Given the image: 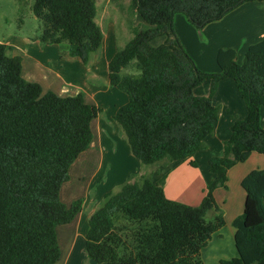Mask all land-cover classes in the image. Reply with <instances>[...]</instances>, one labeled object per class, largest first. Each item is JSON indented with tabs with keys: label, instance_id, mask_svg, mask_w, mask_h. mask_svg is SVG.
<instances>
[{
	"label": "trees",
	"instance_id": "16d2710c",
	"mask_svg": "<svg viewBox=\"0 0 264 264\" xmlns=\"http://www.w3.org/2000/svg\"><path fill=\"white\" fill-rule=\"evenodd\" d=\"M249 2L264 0H129V10L149 29H133L108 69L116 74L133 60L142 67L139 78L119 82L110 75L112 85L135 90L117 123L140 164L183 162L204 149L220 113L211 95H194L205 81L213 94L217 83L231 80L246 113L232 124L222 156L209 160L213 179L198 206L167 199L164 178L126 184L110 196L88 220L84 250L93 264H201L200 252L224 227L214 191L226 189L230 168L252 153L264 155V40L249 46L241 63L235 51H219V72L207 73L184 50L173 21L181 14L202 30ZM32 13L42 24L41 42L65 48L83 64L101 46L95 0H33ZM158 38L163 43L152 46ZM10 51L0 43V264H56V229L82 209L81 200L64 205L60 190L90 145L101 109L81 94H43L22 78V59ZM241 188L244 211L232 222L237 257L218 264H264V170L249 172ZM208 213L213 221L205 220Z\"/></svg>",
	"mask_w": 264,
	"mask_h": 264
},
{
	"label": "crops",
	"instance_id": "0c3cea01",
	"mask_svg": "<svg viewBox=\"0 0 264 264\" xmlns=\"http://www.w3.org/2000/svg\"><path fill=\"white\" fill-rule=\"evenodd\" d=\"M14 1L21 19L25 8H28L32 13L33 0H24L21 3L18 0ZM96 1L101 7V16L95 21L102 32V43L98 51L90 56L87 64H83L78 58L70 57L68 51L61 46L43 44L41 42L42 34L33 39L24 35L9 36L2 43L11 48L9 53L11 56L21 57L22 78L38 84L43 94L51 92L61 98L81 94L88 105L101 109L100 115L91 123L92 141L90 145L78 156L69 169V175L77 173L79 176L85 167L94 165L97 170H102L103 181L106 182L107 188L104 187V182L98 185L99 187L103 185L101 189L104 191L103 196L98 199V203L95 198L96 193L94 196H90V192H88L83 201L81 200V211L68 224L75 226L73 234H76L78 230L77 233L83 236L88 228L89 218L110 196L118 192L124 185L133 182L141 183L144 179L156 182L164 178L163 190L167 199L191 207L198 206L204 196L206 186L213 179L208 166L209 160L222 156L223 144L230 137V129L235 121L229 117L234 116L237 120H241L246 113L245 107L241 103L242 100L238 97V93H235L237 91L234 83L231 80H222L211 97L213 105L220 110L219 118L212 135L204 139V149L196 153L190 160L183 162L168 163L164 161L153 166L140 164L131 154L125 135L117 123V118L134 99L135 90L120 83L112 85L110 75H115L119 82H123L141 77L142 67L133 60L116 74H112L108 69V64L113 56L133 38V28L129 23L132 20V26H134L133 18L136 19L139 16L135 11L129 10V0H95V4ZM120 17L122 33L126 39H129L121 48L118 47L115 36L116 32L119 36V32L115 28L118 29L116 21ZM108 20H112L113 25L108 23ZM106 25H108L107 28ZM173 26L179 41L188 55L194 59L196 66L203 72H207L206 69H209L210 73H217L219 68L216 64V56L219 51H235L236 62L239 63L249 46L264 40V2L245 3L228 13L220 21L204 27L199 36L205 37V47L202 45L198 47L195 44L196 37L193 28L184 16L176 15ZM122 33L120 34L122 35ZM207 82L209 81H205L194 90L195 96H208ZM224 89H227L231 94L225 96ZM260 124L264 129V109L260 110ZM119 149L123 152L119 153ZM253 170H264V155L252 153L245 162L230 168L227 172L226 189L219 188L213 193L214 199L223 213L224 227L229 236L233 238V245L235 230L230 226L233 220L242 215L244 211L245 193L241 188V181ZM95 175L96 173L92 174L93 181L91 179V182H94ZM109 179L110 190L107 186ZM75 199L70 200V204L76 201ZM221 232L214 234L200 253L206 264H218L220 261L237 257L235 247L227 245L222 247V243L216 241V236L222 237ZM204 253L207 255L203 256ZM85 258L87 257L85 256ZM86 260L83 262L92 264L88 258Z\"/></svg>",
	"mask_w": 264,
	"mask_h": 264
},
{
	"label": "rangeland",
	"instance_id": "374dc122",
	"mask_svg": "<svg viewBox=\"0 0 264 264\" xmlns=\"http://www.w3.org/2000/svg\"><path fill=\"white\" fill-rule=\"evenodd\" d=\"M95 5H96V10H97L96 20H98L101 16V10H100L101 7H100V5L97 4V1H96ZM177 15H181V14H177ZM107 22L111 23L113 25L112 20H108ZM116 22L118 24V29L115 28V30H117L119 32V36H118L117 32L115 33V36L117 38V45H118V47L121 48L129 39H126V37L123 35L122 30L120 28L121 17ZM129 24L136 31H144V30L149 29V26H147L145 23H143L140 20V18H138V17L136 19L133 18L134 26H132V20L130 21ZM189 25L193 28L194 35L196 37L195 44H197L198 47L200 45L205 47V44H206L205 37L203 38V37L199 36V33L202 30L195 29L190 23H189ZM107 27H108V25H106V28ZM114 27H115V25H114ZM120 33H122V35ZM41 34H42V24L39 20L34 18V16L32 15V13H30L28 8H25L23 18L21 19V15H19V13L17 11V4L14 0H0V43H4L9 36H13V37L19 36L20 37V36L24 35V36L28 37L29 39H33L36 36H40ZM175 34H176V32H175ZM176 36H177V34H176ZM161 43H163V38H158L152 42V46L155 47V46L160 45ZM191 59L194 61V59L192 57H191ZM194 63H195V61H194ZM239 63H241V61H239ZM206 70L208 73H210L209 69H206ZM207 83H208L207 85L209 86L208 96L211 95V97H213L219 83L216 84L215 91L213 92V94H210V87H211L210 81ZM223 92H224L225 96H229L231 94L227 89H224ZM235 93L237 94V92H235ZM241 103L244 106L243 101ZM229 118L231 120L237 121V118L234 116H231ZM224 119H225V116H224ZM118 152L121 153L123 151L121 149H119ZM146 169H149V167H146ZM95 170H96V172H94ZM101 171H99V169L97 170L94 167V165H90L88 167H85L83 169V171L81 173H79V176L77 173H72L71 175H69V180L66 183H64V185L62 186V188L60 190V201L64 205L67 206L68 204H70V200H73V198H76L75 200H78V198H79V200L83 201L84 196L88 192H90V194H89L90 196H94V194L96 193L95 198H96V202L98 203V199L100 197H102L104 194V191L101 189V187H103V185H101V187H99L98 185H100L101 182L102 183L104 182L103 183L104 187L107 188L105 186L106 182L103 181L104 175H102L103 173ZM93 173H96V175H95L96 178H95L94 182H91L90 181L91 179L93 181V178H92ZM110 184L111 183H110V179H109V183L107 184L108 189L110 188ZM89 188H90V190H89ZM86 212H87V210L84 212V215L86 214ZM213 218H214V214L208 213L205 217V220L209 222V221H213ZM230 227L233 228L232 225ZM222 229H223V232H221ZM222 229L219 231V232H221L222 237L219 238L216 236L215 237L216 241H219L220 243H222V247H225L227 245V246H232L234 248L233 238L229 236L225 227H223ZM73 231H75V226L73 224H71V226L70 225L60 226L56 230L58 247H59V258H58L56 264H66V263H68V264H87L86 262L85 263L83 262L84 260L87 261L86 260L87 258H85L86 255L84 252V236L80 233H77L78 230L76 231V234H73ZM71 254H73V255H71ZM81 255H82V257H81ZM206 255H207V253L203 254V256H206ZM83 258H84V260H83ZM200 262H201V264H206L205 260H203L201 258V254H200Z\"/></svg>",
	"mask_w": 264,
	"mask_h": 264
}]
</instances>
